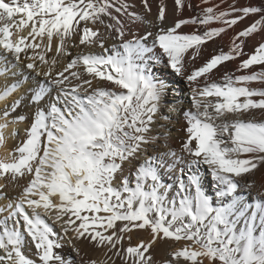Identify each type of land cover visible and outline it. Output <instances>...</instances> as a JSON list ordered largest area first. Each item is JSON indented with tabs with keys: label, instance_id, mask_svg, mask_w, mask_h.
I'll return each mask as SVG.
<instances>
[{
	"label": "snow or ice",
	"instance_id": "snow-or-ice-1",
	"mask_svg": "<svg viewBox=\"0 0 264 264\" xmlns=\"http://www.w3.org/2000/svg\"><path fill=\"white\" fill-rule=\"evenodd\" d=\"M209 3L174 0L173 13L195 14L169 26L164 0L151 21L127 0H0V146L10 126L26 125L11 161L0 159V176L25 181L11 199L0 184V264H74L61 255L66 245L79 264H160L150 249L165 238L185 243L162 264H264V188L251 200L242 191L250 195L248 176L264 169V87L248 86L264 84V68L237 74L264 66V42L245 52L264 34V0ZM246 18L227 50L203 58L208 42ZM162 61L192 87L178 150L160 122L163 98L176 96L154 74ZM134 229L149 238L132 245ZM85 241L106 259H85Z\"/></svg>",
	"mask_w": 264,
	"mask_h": 264
},
{
	"label": "bare ground",
	"instance_id": "bare-ground-1",
	"mask_svg": "<svg viewBox=\"0 0 264 264\" xmlns=\"http://www.w3.org/2000/svg\"><path fill=\"white\" fill-rule=\"evenodd\" d=\"M5 2H8V0H5ZM166 4V13L168 15V24L171 26V23L174 19L179 18H188L195 14L192 10H189L188 8H184L181 11H177L173 13L174 9V0H164ZM193 3H199L200 0H192ZM229 3H231V0H228ZM249 0H239L240 5H244L248 3ZM251 3L259 5L261 3V0H250ZM127 3L130 5V10H133L140 14L141 16H146L148 20H154L155 16L158 13V3L159 0H149V4L151 6V13H147L144 5L142 3V0H127ZM220 3V0H210V3L205 6H211L212 4ZM226 5H221V7H225ZM19 17H17L18 19ZM251 23L250 19H245L242 23H239L237 26H233L232 29H230L227 34H222L221 38H217L215 42H208V44L205 46L202 56L204 59H207L210 57V55L214 54L217 50L219 45L224 46V50H227L228 45L231 42V37L238 31L242 30L244 27L248 26ZM2 24V22H0ZM211 26H219L218 24H212ZM27 28L23 29L19 32V34L26 35L27 34ZM154 30V29H153ZM183 31L189 32L191 31V26H184ZM13 35L19 38L18 32L16 29H13ZM259 42H264V34L258 36L256 34H253V37L249 39L246 43L245 52L247 54H251L255 47L258 45ZM151 44V40L149 41ZM83 47V46H81ZM81 49L79 48H73L71 49L72 53L75 55L77 52H79ZM85 52L88 51L87 48L83 49ZM92 51L99 52V48L93 49ZM243 58H247V55ZM166 60V58H165ZM68 62V58H65L63 62L58 66L60 69L66 66ZM203 62L202 59H198L196 61L195 66H199ZM239 65V59L236 61L227 62V66H222L220 69V72L217 73V78L223 75L225 71H234ZM264 68V66H252L250 70H245L244 73H237V74H250L252 71L259 72ZM154 74L164 80L167 85L176 90V96L175 100L173 99V93L168 92L167 95L163 98L162 104L164 105L165 112L169 116V119L171 120V135L173 138H175L172 143L174 145L173 150H178L179 145L181 143V138L184 137V131H183V119L181 118L182 110L184 107H187L186 105L192 104V87L189 86V84L182 80L179 76L175 75L173 71L170 69V67L167 66V64L162 61L161 63L154 64L153 66ZM249 87H264V84L260 82H252ZM170 100V104L178 103L180 105V110L178 112L169 113L167 110V107H165V103ZM189 102V103H188ZM191 102V103H190ZM188 107V108H189ZM259 110H257L258 112ZM24 114L27 115L25 112ZM25 127L26 125L23 123H20L18 125H12L10 126L9 130L6 131V142L5 145L0 146V157L2 159H6L8 161H11L12 154L14 153L15 148H17L21 141L25 139ZM12 129H18V135L12 132ZM174 130V132H173ZM200 175L202 177V184L204 186L205 190H210V184H211V176L209 174V170L206 167L200 168ZM248 179L252 180L255 183V187L251 190L250 195L248 194V190L242 189L244 192L246 199L251 200L253 196H255L256 191L260 190L261 188H264V169L255 172L254 174H251L250 177L248 176ZM0 184H6V191L8 194V197L14 198L20 194L22 191V186L25 184V181L20 180L18 183L13 182L11 179L10 174H5L4 176H0ZM7 201L0 200V205L6 203ZM6 215V213L4 214ZM51 222V221H50ZM57 230L59 231V226H57ZM149 238V235L147 232L142 230H133L132 232V239L131 244L135 245L137 244L141 239L147 240ZM184 241L180 242H174L171 239H158L155 243L154 247L150 249V252L153 254L156 261L160 262L162 264L163 260L168 259L170 256V253L184 245ZM124 246H128V242H124ZM31 247V251L27 252L25 249V253L33 258L36 259V250L33 246ZM78 247H80L81 252L85 259H96L98 261L105 260L106 257L104 255L105 249L103 248H93L92 245L88 244L86 241L79 244ZM61 255L64 257L71 256L73 258L74 264H79L80 258L75 255V253L72 252L71 248L67 245L60 250ZM116 264H120L119 259L116 260ZM207 264V262H205Z\"/></svg>",
	"mask_w": 264,
	"mask_h": 264
},
{
	"label": "rangeland",
	"instance_id": "rangeland-1",
	"mask_svg": "<svg viewBox=\"0 0 264 264\" xmlns=\"http://www.w3.org/2000/svg\"><path fill=\"white\" fill-rule=\"evenodd\" d=\"M189 103V102H188ZM191 103V102H190ZM166 105H165V107L167 106V105H169L170 104V100H169V102L167 101L166 103H165ZM187 107H184L183 108V110H182V114L180 115L181 116V118L184 120L183 121V129H184V127H186V121H185V119H184V116H183V111L184 110H188V109H190V108H192V104H190V107H189V105H186ZM189 107V108H188ZM167 115V113L165 112V109L164 108H162V111H161V113H160V122L161 123H170L171 122V120L169 119V121H164L163 120V117L164 116H166ZM168 116V115H167ZM173 132H174V130H173ZM0 159H2L1 157H0ZM249 177H250V175H249ZM212 184H213V181H212V179H211V184H210V190H209V188H208V190H205L208 194H213V192H214V188L212 187ZM57 230V229H56ZM58 231V230H57ZM25 250L27 251V252H30L31 251V247L29 246V247H26L25 248Z\"/></svg>",
	"mask_w": 264,
	"mask_h": 264
}]
</instances>
